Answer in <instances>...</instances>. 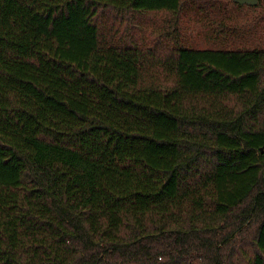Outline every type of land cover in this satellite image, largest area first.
Instances as JSON below:
<instances>
[{
  "label": "trees",
  "instance_id": "1",
  "mask_svg": "<svg viewBox=\"0 0 264 264\" xmlns=\"http://www.w3.org/2000/svg\"><path fill=\"white\" fill-rule=\"evenodd\" d=\"M187 6L0 0V264H264V12Z\"/></svg>",
  "mask_w": 264,
  "mask_h": 264
},
{
  "label": "rangeland",
  "instance_id": "2",
  "mask_svg": "<svg viewBox=\"0 0 264 264\" xmlns=\"http://www.w3.org/2000/svg\"><path fill=\"white\" fill-rule=\"evenodd\" d=\"M187 6L184 9L181 15V25L184 30L187 38L188 45L191 48L197 49H226L233 46L242 47L249 46L253 47L255 44V40L260 41L262 36V30L258 29L253 35H250L251 41L246 43L241 39H235L232 42L228 43H220V41H215L210 34L208 27V19L204 17V15H200L197 10L194 8V4L196 0H183ZM212 3L216 4V9L210 13L211 18H223L227 17L228 19L234 21V24H238L239 26H243L245 24H249L254 22L255 19L261 17L264 12V8H260L256 11H251L247 8L238 9L231 0H209ZM193 5V6H192ZM254 40V41H252Z\"/></svg>",
  "mask_w": 264,
  "mask_h": 264
},
{
  "label": "water",
  "instance_id": "3",
  "mask_svg": "<svg viewBox=\"0 0 264 264\" xmlns=\"http://www.w3.org/2000/svg\"><path fill=\"white\" fill-rule=\"evenodd\" d=\"M240 5L256 6L259 4V0H233Z\"/></svg>",
  "mask_w": 264,
  "mask_h": 264
}]
</instances>
